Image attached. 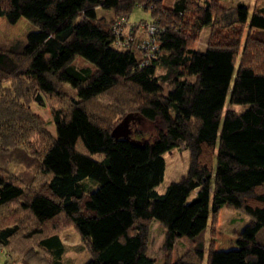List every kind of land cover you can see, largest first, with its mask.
I'll return each instance as SVG.
<instances>
[{"label": "trees", "instance_id": "16d2710c", "mask_svg": "<svg viewBox=\"0 0 264 264\" xmlns=\"http://www.w3.org/2000/svg\"><path fill=\"white\" fill-rule=\"evenodd\" d=\"M163 1L0 0V19L37 29L0 45L7 264H70L60 237L69 228L89 247L88 264H157L148 255L152 222L163 226L169 255L179 242L198 243L199 262L164 264H264V9L250 16L245 5L224 9V0ZM138 7L153 17L141 22L160 29L156 44L147 49L139 30L119 47L114 24ZM205 27L211 46L201 53ZM78 59L94 69L78 68ZM39 94L58 137L33 110ZM129 114L155 124L154 138L116 137L115 121ZM180 147L189 171L161 194L164 155ZM224 208L252 222L235 248L206 252L200 240Z\"/></svg>", "mask_w": 264, "mask_h": 264}, {"label": "rangeland", "instance_id": "374dc122", "mask_svg": "<svg viewBox=\"0 0 264 264\" xmlns=\"http://www.w3.org/2000/svg\"><path fill=\"white\" fill-rule=\"evenodd\" d=\"M175 1L177 0H164L163 6L166 8H173ZM256 3V0H227L225 2L224 9H232L239 5H245L250 9V16H252L255 10L264 9V1ZM99 16L104 17L107 20L114 19L113 16H111V13L109 15L108 11L105 10H100ZM129 20L132 23H138L141 21H153V17L150 11H146L143 7H138L131 14ZM36 30L37 29L25 18H22L16 25L9 24L5 18L0 19V45H11L17 42H24L28 35ZM123 30V33L126 36L132 30V27L126 26L123 27ZM247 30L248 27L246 26L245 31L247 32ZM137 31L138 30L136 28L134 32ZM254 33L256 34V32ZM211 36L212 28H203L200 41L197 45H195L197 51L201 53L207 51V49L211 46L209 45ZM258 36L264 41V34H258ZM131 37L132 34L130 35V38ZM215 37L217 38V35ZM252 46L253 45H250V49ZM76 65L78 68L91 67L94 69L93 66L83 59H78ZM61 91L69 97L75 95V92L69 86H63ZM42 98L43 101L46 100L43 96ZM46 106H41L37 101H35L32 107L37 115L49 123L48 130L50 133L53 136L58 137L57 127L53 122L51 109ZM113 127V131H116L115 133L117 136H129L133 140L139 142H143L146 139H153L157 133L155 124L146 121L136 114L123 115L122 118L117 120V122L115 121V125ZM164 158L167 164L166 173L163 183L157 188V191L161 194L165 193L167 188L173 182L181 180L188 173L190 168V153L185 147H180L167 152L164 155ZM196 194L197 191L194 192L193 196ZM251 222V218L224 208L220 213L216 225L214 227L210 226V229L200 241L204 243L206 252H208L211 245L218 250L233 249L236 247L238 236ZM165 236L166 234L163 226L158 222H152L149 227L148 255L150 258L155 260L157 264H164L168 258H170L173 262L179 259L196 260L199 262L196 254V247L198 243L193 245L192 243L179 242L176 244L173 252L169 255L164 251ZM60 237L67 245V255L64 258L66 263L88 264L90 262L92 259L90 249L76 229H66L60 233ZM10 262L13 264V261ZM204 264H206V262Z\"/></svg>", "mask_w": 264, "mask_h": 264}, {"label": "built area", "instance_id": "2783aa9c", "mask_svg": "<svg viewBox=\"0 0 264 264\" xmlns=\"http://www.w3.org/2000/svg\"><path fill=\"white\" fill-rule=\"evenodd\" d=\"M126 26L129 27L131 26L132 30L128 35L125 36V34L123 33L124 32L123 27ZM136 28L138 31L141 30L147 34L148 36L146 40L147 49L151 45L156 44L157 34L159 33L160 29L155 24L149 22L131 23L128 18H120L118 21H116L114 25V30H115V34L123 38V40L119 41L117 45H119V47H122L123 45H128L129 41L132 38V37L130 38V35L131 34L133 35V32L136 30Z\"/></svg>", "mask_w": 264, "mask_h": 264}, {"label": "crops", "instance_id": "0c3cea01", "mask_svg": "<svg viewBox=\"0 0 264 264\" xmlns=\"http://www.w3.org/2000/svg\"><path fill=\"white\" fill-rule=\"evenodd\" d=\"M226 1H227V0H225V1L222 2V6H223V7H225V2H226ZM256 1H257V3H258V2L261 3V1H264V0H260V1H259V0H256ZM175 2H176V1H175ZM240 3H242V2H240ZM257 3H256V4H257ZM109 12H110V11H108V14L110 15V13H111V16H113V18H114V16H115L114 13H112V12L109 13ZM130 17H131V16H130ZM113 18H112V19H113ZM110 20H111V19H110ZM6 263H7L6 252H5L4 250H0V264H6Z\"/></svg>", "mask_w": 264, "mask_h": 264}, {"label": "water", "instance_id": "95a60500", "mask_svg": "<svg viewBox=\"0 0 264 264\" xmlns=\"http://www.w3.org/2000/svg\"><path fill=\"white\" fill-rule=\"evenodd\" d=\"M36 101H37L38 103H41V102L43 101V98H42V96H41V95H38V97H37ZM115 132H116V131H114V135H115L116 137H119V136H117V135H116V133H115Z\"/></svg>", "mask_w": 264, "mask_h": 264}]
</instances>
